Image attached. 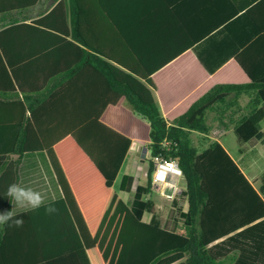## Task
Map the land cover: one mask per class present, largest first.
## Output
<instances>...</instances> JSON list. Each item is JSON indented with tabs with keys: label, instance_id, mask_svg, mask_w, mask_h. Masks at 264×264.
I'll list each match as a JSON object with an SVG mask.
<instances>
[{
	"label": "trees",
	"instance_id": "16d2710c",
	"mask_svg": "<svg viewBox=\"0 0 264 264\" xmlns=\"http://www.w3.org/2000/svg\"><path fill=\"white\" fill-rule=\"evenodd\" d=\"M38 1L0 0V13L31 9ZM53 2L55 7L38 20L12 22L0 29V53L13 85L1 89L0 94V113L9 114L0 117V212L12 210L6 191L10 184H20L23 156L46 152L65 194L55 205L67 207L73 221L68 226V239L75 249L69 255L85 250L83 256L77 253L71 264H264V176L257 189L224 146L211 141L208 124L213 106L227 105L230 97L254 91L257 101L251 102L249 116L235 123L234 132L240 153L253 141L264 142V23L253 21L262 36L251 39L222 71L224 80L185 112L175 107L176 101L170 112L162 99L165 116L154 94L160 87L142 71L112 66L107 71L96 70L99 77L106 72V89L117 98L101 103L102 110L109 104L125 102L128 106H120L123 116L112 119L116 130L102 119V110L92 115L95 104L86 97L68 101V85L63 81L75 71L61 67L39 85L30 79L31 71L50 61L53 54L61 66L69 62L70 51L81 53L84 59L79 57L77 62L101 61L84 49L101 51L86 31L83 0ZM225 62L223 58L208 68L209 72L214 73ZM53 79L61 82L48 85ZM53 108L61 115L60 134L52 145L41 127L43 120H51L43 118V111ZM134 142L147 148L151 159L148 183L137 188L129 206L113 184ZM74 152L77 159L70 156ZM157 159L174 162L182 172L180 199L187 202L188 209L183 211L180 200L174 201V215L183 220V229L163 227L154 202L147 198L152 193ZM92 171L100 175L111 195L106 215L76 212L78 199L69 195L74 177ZM125 179V190L131 191L134 179ZM37 213L14 214L24 220L19 228L0 225V264L58 263V257L37 253ZM145 213L154 214L150 223L143 221Z\"/></svg>",
	"mask_w": 264,
	"mask_h": 264
},
{
	"label": "crops",
	"instance_id": "0c3cea01",
	"mask_svg": "<svg viewBox=\"0 0 264 264\" xmlns=\"http://www.w3.org/2000/svg\"><path fill=\"white\" fill-rule=\"evenodd\" d=\"M56 4L53 0H39L31 9L0 13V29L8 27L12 22L30 23L38 20ZM83 4L88 24L86 31L89 33L90 41L99 44L101 51L99 53L90 48L84 49L91 55L99 57L101 61H92L91 58L89 61L77 62L81 53L70 51L69 62L61 66L58 56L53 54L50 61L31 71L30 79L35 80L33 84L39 85L48 74L61 67L75 71L63 81V84L68 85V101L77 102L86 97L87 101L95 104V107L92 106L93 116L98 115L103 109L101 103L117 100L111 97L106 89V72L100 73V77L95 72L107 71L110 66L124 71L132 69L142 71L145 76L154 79L160 87V91L154 90V94L164 115L162 99L165 106L169 105L170 112L173 101L178 104L175 107L184 108L185 112L192 103L224 80L221 81L220 77L222 71L238 52L248 47L251 39L262 36L254 27L253 21L264 23V0H83ZM103 53L111 56H105ZM223 58L227 62L211 74L208 68H214ZM151 71L156 72L151 74ZM10 80L9 70L0 53V94L3 93L1 89L12 88ZM142 81L146 83V79ZM60 82L61 79H53L48 85L53 86ZM19 96L24 99L23 94ZM255 99L256 93L253 91L250 95L230 97L227 105L213 106L208 112V124L212 129L211 141H218L224 146L222 140L224 135L228 133L235 135V123L249 116L252 111L251 102ZM120 106L128 107L125 102H122V105L109 104L104 111L102 110V119L114 127L112 119L123 116ZM178 108L172 112L178 113ZM8 115L0 113V117ZM60 115L56 108L42 113L44 119H51L43 120L41 130L52 145L56 135L60 134L58 126ZM109 118L111 120L108 121ZM262 127L264 131V124ZM114 128H118L117 124ZM259 145L264 146V142L250 143L245 153L239 152L240 159H236L224 146L257 189L261 186L264 170L251 174L244 161L246 156L257 151ZM132 154L133 160L125 171L127 160L129 161ZM70 156L77 159L75 152ZM150 159L151 154L147 148L132 143L113 184V189L129 206L135 200L137 188L148 183ZM20 176L22 187L39 191L44 197V204L35 209L38 211L36 216L38 235L35 244L38 255L58 257L56 264L73 263L76 254L83 256L85 250L80 249L71 255L72 257L69 255L75 249L71 248L73 243L68 239V226L73 221L67 207L55 205V202L63 199L65 194L47 153L24 155ZM126 176L134 179L131 191L125 190ZM72 183L73 189L69 191V195L78 199L79 205L75 201L76 212L87 215H106L109 212L111 195L104 188L103 179L95 171L76 175ZM179 183L181 189L177 191ZM157 187L160 190H157ZM183 190V178L178 179L172 175H164L159 185H153L152 193L147 198L154 202L156 216L163 227L183 229V220L174 215L176 210L174 201L180 200L179 207L183 211L188 209L187 202L180 199ZM48 206L55 207L58 211L51 215L46 214L45 208ZM30 211L33 210L14 207V214ZM153 218L154 214L145 213L143 221L150 223Z\"/></svg>",
	"mask_w": 264,
	"mask_h": 264
},
{
	"label": "clouds",
	"instance_id": "9594fccd",
	"mask_svg": "<svg viewBox=\"0 0 264 264\" xmlns=\"http://www.w3.org/2000/svg\"><path fill=\"white\" fill-rule=\"evenodd\" d=\"M169 167H175V163L169 164ZM6 196L10 199L13 207L10 211L0 212V225L9 227H22L24 220L14 216V207L39 209L44 204V197L39 192L29 187H22L20 184H10L6 191ZM58 210L55 207L45 208L46 214H54Z\"/></svg>",
	"mask_w": 264,
	"mask_h": 264
},
{
	"label": "rangeland",
	"instance_id": "374dc122",
	"mask_svg": "<svg viewBox=\"0 0 264 264\" xmlns=\"http://www.w3.org/2000/svg\"><path fill=\"white\" fill-rule=\"evenodd\" d=\"M222 140H223L224 146L227 148L230 154H232L236 159H240L241 154L238 151V144L236 142L234 133H228L224 135ZM133 157L134 155L132 154L129 161L127 160L125 171L129 163L133 160ZM244 164L247 165L251 174L263 172L264 170V146L259 145L257 151H255L254 153H250L248 156H246ZM170 175L175 176L178 179L182 177L175 173H168V176ZM177 189H178L177 191H180L181 189L180 183ZM157 190H160V188Z\"/></svg>",
	"mask_w": 264,
	"mask_h": 264
},
{
	"label": "built area",
	"instance_id": "2783aa9c",
	"mask_svg": "<svg viewBox=\"0 0 264 264\" xmlns=\"http://www.w3.org/2000/svg\"><path fill=\"white\" fill-rule=\"evenodd\" d=\"M156 161L158 164H157V169H156L155 175L153 177V185H159L161 183V180L163 177L160 176V172H162V170L165 167H169V164H171V163H162L158 159ZM171 168H174L175 174L182 176V172L180 171L179 167L176 164H175V167H171ZM168 173H166L165 176L168 175ZM157 189H158V187H157Z\"/></svg>",
	"mask_w": 264,
	"mask_h": 264
},
{
	"label": "bare ground",
	"instance_id": "6f19581e",
	"mask_svg": "<svg viewBox=\"0 0 264 264\" xmlns=\"http://www.w3.org/2000/svg\"><path fill=\"white\" fill-rule=\"evenodd\" d=\"M174 173V168L165 167L162 172H160V176L163 177L166 173Z\"/></svg>",
	"mask_w": 264,
	"mask_h": 264
}]
</instances>
